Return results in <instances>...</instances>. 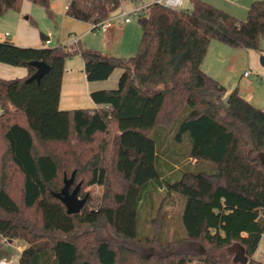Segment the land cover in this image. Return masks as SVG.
Returning a JSON list of instances; mask_svg holds the SVG:
<instances>
[{
	"label": "trees",
	"instance_id": "trees-1",
	"mask_svg": "<svg viewBox=\"0 0 264 264\" xmlns=\"http://www.w3.org/2000/svg\"><path fill=\"white\" fill-rule=\"evenodd\" d=\"M29 1L52 11L51 0ZM123 1L73 0L66 13L95 24ZM190 1L191 11L153 4L139 15L130 58L0 42V62L29 69L0 77V244H27L18 264H264L254 257L264 236V108L238 88L228 94L202 66L213 40L260 49L264 0L244 20ZM23 2L0 0V16ZM77 54L89 80L123 69L117 88L91 93L101 107L60 108L65 62ZM34 60L50 65L39 81L28 80ZM73 174L71 189L103 187L78 213L54 194ZM228 248L225 263L216 252Z\"/></svg>",
	"mask_w": 264,
	"mask_h": 264
},
{
	"label": "crops",
	"instance_id": "crops-1",
	"mask_svg": "<svg viewBox=\"0 0 264 264\" xmlns=\"http://www.w3.org/2000/svg\"><path fill=\"white\" fill-rule=\"evenodd\" d=\"M125 1V5L128 8H132L136 4H140L130 0ZM225 11L233 14L239 19H246V13L248 15L249 8L255 0H205ZM32 3L29 0L24 2L20 11H12L5 15L0 16V42L10 41L15 45L25 47H56L60 45H73V41L77 38V44L83 47L82 36L92 26L91 23L82 21L69 16L66 13L64 25L69 26V33L71 40L66 44H53V39L50 35H45L39 30V27L32 25L30 22L34 21L27 13L32 11ZM27 14V15H26ZM117 22H114L113 27L108 31L100 35V40L91 47H96L100 51L112 54L117 57L130 58L136 53L137 47V34L139 28L134 24V20L125 22L122 17ZM30 20V21H29ZM85 23V24H82ZM82 32L80 35L77 32ZM9 33V35H8ZM135 35L134 41H130V37ZM50 37L51 43L46 44L45 40ZM86 46V45H85ZM88 47V46H86ZM84 48V47H83ZM214 46L213 41L210 44L208 54L203 62V69L206 73L216 78L224 86L227 85L229 78L233 75L232 71L237 66L240 54L238 52H229L226 48H219L220 54L213 58ZM217 49V46H215ZM97 50V49H96ZM80 58L76 56L69 57L65 62V71L62 79V90L60 98V108L64 110H72L79 108H98L101 104L96 103L91 93L101 89H115L118 87L119 79L123 73L122 68H116L109 78L103 80H89L85 71L84 59L80 54ZM212 55V56H211ZM76 57V58H75ZM212 57V58H211ZM247 71V70H245ZM244 71V73H245ZM243 73V74H244ZM29 75V69L25 66H14L0 62V77L6 79H12L17 77H27ZM251 74L244 76L250 78ZM235 85L241 94L253 104L257 105L251 97H248L246 90L247 84L242 82ZM243 83V84H242ZM249 85V83H248ZM228 86V85H227ZM245 86V87H244ZM226 87V86H225ZM228 90V87H226ZM234 88V89H235ZM264 108V105H257ZM17 242V243H16ZM20 245V246H19ZM27 246L26 243L21 242L18 239L7 240L4 239L0 244V261H7L3 254L9 256L14 250L18 253L21 252ZM6 247L7 249H5ZM4 259L2 260V258ZM12 261V259H9ZM8 260V261H9ZM10 262V261H9ZM4 264V263H1ZM6 264V263H5ZM10 264V263H7ZM18 264V261H17Z\"/></svg>",
	"mask_w": 264,
	"mask_h": 264
},
{
	"label": "rangeland",
	"instance_id": "rangeland-1",
	"mask_svg": "<svg viewBox=\"0 0 264 264\" xmlns=\"http://www.w3.org/2000/svg\"><path fill=\"white\" fill-rule=\"evenodd\" d=\"M132 1V0H131ZM235 1V0H234ZM26 2V0H24ZM23 2V4H24ZM67 3V0H51V12L46 9L45 6L32 3V11L27 13L32 17L34 21L30 22L32 25L39 27V30L44 33L45 35H50L53 39V46L57 44H66L71 40L69 33V26L64 25V17L65 15V5ZM130 3V0L127 2ZM184 10L191 11L192 10V3L190 0H185V4L183 6ZM15 10H9L5 14L12 12ZM120 11L116 10L112 13V15L118 14ZM3 14V15H5ZM26 14V15H27ZM2 16V15H1ZM247 16V13H246ZM134 24L138 26L139 31L137 34V43L135 44L137 47V50L135 53H137L140 41L143 35V30L141 27V24L138 20L137 15H133ZM123 19V18H122ZM120 20V18H115L113 21L117 22ZM30 21V20H29ZM85 24V23H82ZM79 35L82 32H77ZM100 35H102L101 31H94L92 30V26L90 29H88L87 32H85L82 36V43L84 48H91V49H97L96 47H91L90 45H94L100 40ZM135 35H132L129 39L130 41H134ZM88 47H86V46ZM213 58L216 57L218 54H220L219 48H226L229 52H238L240 54V58L237 62V66L232 71V76L229 78L226 87H228V94L236 87L235 85L242 82L247 86L246 93L248 97H251L253 101L257 105H264V64H263V58H264V38H262L260 42V49L259 50H247L244 48H234L231 46H228L224 43H221L220 41L213 40ZM215 46H217V49H215ZM211 55V56H212ZM76 57L79 56L78 54L75 55ZM81 56V55H80ZM75 57V58H76ZM80 58V57H77ZM212 58V57H211ZM249 70L251 72L250 78L244 77V71ZM242 83V84H243ZM249 83V85H248ZM245 87V86H244ZM103 193V187L98 185H84L81 187L80 195L83 197L85 194H88V198L91 197L92 200L97 199L98 196H100ZM159 202L157 201V204ZM89 207H93L92 204L89 205ZM168 210L170 211V214L173 215V218L177 215L178 210L181 208V200L180 198L174 200L173 204H170L168 207ZM176 221H174L175 223ZM174 223L173 229H174ZM172 229V230H173ZM107 231H105L106 233ZM17 243V242H16ZM20 246V245H19ZM7 249L6 247H4ZM7 261H0L1 263H10V264H17L18 261V251L14 250L11 255L3 254ZM235 255V249L234 248H228L223 249L221 251L216 252V256L224 261L225 263L229 262V260L232 259V257ZM2 258V260L4 259ZM254 257L259 260L260 262L264 263V236L258 246L257 251L254 254ZM247 264V263H246Z\"/></svg>",
	"mask_w": 264,
	"mask_h": 264
},
{
	"label": "built area",
	"instance_id": "built-area-1",
	"mask_svg": "<svg viewBox=\"0 0 264 264\" xmlns=\"http://www.w3.org/2000/svg\"><path fill=\"white\" fill-rule=\"evenodd\" d=\"M73 0H67V3L65 5V8L67 9L69 5L71 4ZM136 3L141 2L140 4H136L132 8H128L125 5V1H123L120 5V7L117 9L120 12L116 15H110L108 18L101 22H97L95 24H92V30L94 31H101L103 33L108 32L114 25V19L117 17H122L125 22H130L133 20V15H141L145 14L149 11L151 5L153 4H162L166 7L172 8V9H181L183 8L185 4V0H133ZM9 35V33H8ZM46 44L51 43V38L48 37L45 40ZM78 39L76 38L73 41V44H77ZM251 72L249 70L245 71L244 76L250 75ZM5 113V108L0 105V116H2Z\"/></svg>",
	"mask_w": 264,
	"mask_h": 264
},
{
	"label": "water",
	"instance_id": "water-1",
	"mask_svg": "<svg viewBox=\"0 0 264 264\" xmlns=\"http://www.w3.org/2000/svg\"><path fill=\"white\" fill-rule=\"evenodd\" d=\"M264 64V58H263ZM31 65L37 68L36 72L32 74L28 80H41V78L50 71V65L46 61L34 60ZM264 164V157L262 158ZM75 180V174L70 178H65V184L59 192H55V196L59 198L67 207L68 213H78L82 210L88 200V194L83 197L80 196L82 183H78L73 189H71ZM244 264L247 260L243 261Z\"/></svg>",
	"mask_w": 264,
	"mask_h": 264
},
{
	"label": "flooded vegetation",
	"instance_id": "flooded-vegetation-1",
	"mask_svg": "<svg viewBox=\"0 0 264 264\" xmlns=\"http://www.w3.org/2000/svg\"><path fill=\"white\" fill-rule=\"evenodd\" d=\"M81 196V195H80Z\"/></svg>",
	"mask_w": 264,
	"mask_h": 264
}]
</instances>
